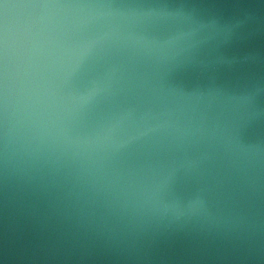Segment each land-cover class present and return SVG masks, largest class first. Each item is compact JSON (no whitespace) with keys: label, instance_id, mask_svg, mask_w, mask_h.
Segmentation results:
<instances>
[{"label":"water","instance_id":"95a60500","mask_svg":"<svg viewBox=\"0 0 264 264\" xmlns=\"http://www.w3.org/2000/svg\"><path fill=\"white\" fill-rule=\"evenodd\" d=\"M0 264H264V0H0Z\"/></svg>","mask_w":264,"mask_h":264}]
</instances>
